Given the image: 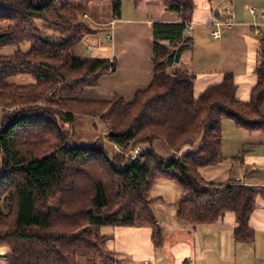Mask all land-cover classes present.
I'll return each mask as SVG.
<instances>
[{"label":"trees","instance_id":"trees-1","mask_svg":"<svg viewBox=\"0 0 264 264\" xmlns=\"http://www.w3.org/2000/svg\"><path fill=\"white\" fill-rule=\"evenodd\" d=\"M161 1L181 19L153 23L151 85L132 101L120 96L107 101L84 99L82 94L86 88L98 86L101 77L109 74V64L116 68V63L78 57L75 48L87 34L99 31L85 15L105 17L103 9L110 11V20L117 19L122 0H0V21H8L0 26V49L32 43L27 53L18 49L13 56L0 55V106L4 112L0 182L9 187L4 190L8 192L5 198L13 204L10 218L0 205V246L11 248L7 264H84L82 258L87 264H97L99 257L105 261L104 246L110 236L99 232L104 226L150 227L159 248L162 231L150 197L158 179L182 188L176 214L181 222L195 228L233 211L238 223L235 239L253 241L249 221L257 196H264V186L206 183L198 170L223 159L224 119L247 130H264V28L258 82L251 99L237 98L238 84L232 72L196 97V75L175 68L183 52L194 45L190 28L195 1ZM41 23L54 35L41 28ZM20 73L35 75L37 82L16 85L8 81ZM48 85L44 90L42 86ZM14 90L19 91L18 97L11 92ZM65 104L69 109L61 115L58 108ZM19 106L22 108L16 109ZM79 106L111 123L109 137L115 144L123 148L129 143L145 144L138 160L120 154L111 157L95 141L73 142L77 113L73 107ZM105 106L108 109L99 110ZM10 107L15 110L9 112ZM55 124L65 134L54 149L33 146L22 153L19 131L33 144L43 136L38 129H53ZM157 140L165 141L174 152L172 158L156 153L153 144ZM0 256H5L3 250Z\"/></svg>","mask_w":264,"mask_h":264},{"label":"crops","instance_id":"crops-1","mask_svg":"<svg viewBox=\"0 0 264 264\" xmlns=\"http://www.w3.org/2000/svg\"><path fill=\"white\" fill-rule=\"evenodd\" d=\"M194 1L190 28L194 45L183 52L175 68L196 75V97L208 87L220 84L226 72H232L238 84L237 98L249 101L258 82L256 69L261 61L264 0ZM180 19V15L169 10L161 0L138 3L122 0L120 17L104 21L102 29L87 34L75 48L78 57L108 59L117 65L113 73L101 77L98 86L86 88L82 97L110 101L120 96L127 101L134 100L139 91L151 85L154 77L153 23ZM219 21L223 22L221 26L217 25ZM215 29L222 33L220 37L213 36ZM45 31L54 35L52 29L46 27ZM31 47L30 41L19 46L6 45L0 49V55L13 56L18 49L27 53ZM262 59L264 61V57ZM8 81L30 85L37 82V77L20 73L11 75ZM3 115L0 106V123ZM222 130L223 159L217 164L200 167L199 177L206 183L218 185L236 182L264 186V130L240 128L228 118L223 120ZM153 148L165 159L174 156L163 140L155 141ZM151 193L152 208L162 231V245L155 247L150 227H101L99 232L110 236L105 248L114 258L112 264H182L186 259L193 264H264V196L256 198V208L249 221L254 239L246 242L235 239L238 223L233 211L214 223L193 228L177 218L182 193L178 184L158 179Z\"/></svg>","mask_w":264,"mask_h":264},{"label":"rangeland","instance_id":"rangeland-1","mask_svg":"<svg viewBox=\"0 0 264 264\" xmlns=\"http://www.w3.org/2000/svg\"><path fill=\"white\" fill-rule=\"evenodd\" d=\"M102 15L105 14V17L99 16L97 17L95 14H89V15H85V18L90 19V22L92 24V26L94 28H97L98 30L102 29L103 26L101 25L104 21H108L111 19L112 16H110L109 14V10H103L102 9ZM107 14V15H106ZM6 23H8V21H0V26L1 25H5ZM104 24V23H103ZM223 23H220L217 25L221 26ZM40 27L43 29H46V25H43L42 23L40 24ZM220 31L218 29L214 30V37H220L222 35V33H220V36H217V32ZM216 33V34H215ZM104 38V34H101ZM116 70V68H115ZM114 70V71H115ZM109 73H113L110 72ZM68 77H72L71 75H68ZM44 87V90H48L50 88V86H42ZM9 91H4V94L7 93ZM12 93L14 92V95H16L18 97V93L19 91L14 90L11 91ZM47 104H49L50 106L53 105L50 102H47ZM45 106H47L45 104ZM22 108L21 106L17 107L16 109ZM69 107L67 104L65 105H60L58 108V111L61 113V115H63V113H65L64 111L68 110ZM74 111H76V115H75V123H74V128H75V137L73 142L79 144H85L87 142H94L99 145L100 149H103V146L106 148L109 156L113 157L115 154H120L121 157L123 156L124 158H128L132 160V156L134 155L135 151L138 148H141L143 150L145 144H137L135 145V143H129L128 146L126 148H123L117 144H115L109 137V125H111V123L109 124L107 122V120H102L99 116L95 115V114H90L87 111H89L90 109H88L87 107H73ZM72 109V110H73ZM102 109H108L106 106L105 107H99V110ZM15 110V108H9L8 111L11 112ZM61 124H63V122H60ZM57 124H55L53 129H49V130H42V129H38L40 130V133L43 134L42 137H40V140L35 141L32 144V140L30 137L27 138V140L23 139V135H25L26 133L24 131H19L18 132V144L20 145V148L22 149V153L26 154L28 149H31V147L33 146H39L40 149H43V151H45L46 148H48V150H52L56 147L59 138H61L62 136H64V132L62 130H58V128L56 127ZM112 127V125L110 126ZM37 132V131H35ZM168 146V145H167ZM125 154V155H124ZM12 177H14V175H12ZM5 182L3 185V182H0V196H1V200L2 202L0 203V205L2 206V210L5 213L9 212V218L11 216H13V204L11 205L9 202H7V198L6 197V193L8 192H4V190H8L9 191V187L5 186ZM162 184V183H159ZM156 188V187H155ZM155 193H158L157 191H155ZM150 197L152 199V193L150 192ZM155 202V200H154ZM3 250L5 252V256H0V264H7L8 259L11 256V248L8 245H1L0 246V251ZM104 252H106L107 257L105 261L102 260L101 257L98 258V263L97 264H107L109 261L114 260L113 256L111 254H109L108 251H106V248L104 246ZM111 258V259H110ZM87 259L86 258H82V261L85 262Z\"/></svg>","mask_w":264,"mask_h":264},{"label":"built area","instance_id":"built-area-1","mask_svg":"<svg viewBox=\"0 0 264 264\" xmlns=\"http://www.w3.org/2000/svg\"><path fill=\"white\" fill-rule=\"evenodd\" d=\"M251 10H252L253 13L256 12V9H255V8H251ZM220 23H223V22L219 21L218 24H220ZM215 34H216V33H215ZM216 35H217V36H220V31H218ZM114 70H115V67H113V65L110 63L109 66H108V71H110V72H114ZM142 151H143V150H142L141 148H138V149L135 151L134 155L131 157L132 160H133V161H137V160H138V157H139V155H140V153H141ZM182 264H193V263H192L191 260L186 259V260L183 261Z\"/></svg>","mask_w":264,"mask_h":264}]
</instances>
